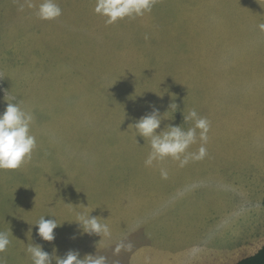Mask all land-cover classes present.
Returning <instances> with one entry per match:
<instances>
[{"label": "rangeland", "instance_id": "1", "mask_svg": "<svg viewBox=\"0 0 264 264\" xmlns=\"http://www.w3.org/2000/svg\"><path fill=\"white\" fill-rule=\"evenodd\" d=\"M30 2L0 0V113L19 102L37 143L30 161L0 170L3 264H32L30 243L108 264H235L260 248L264 0H154L111 25L96 0H56L62 15L49 21ZM153 107L165 113L157 131L187 130L192 109L207 118V155L146 167L148 142L132 126ZM76 211L111 237L81 234ZM41 216L61 224L51 242L37 235ZM122 240L131 249L114 253Z\"/></svg>", "mask_w": 264, "mask_h": 264}, {"label": "clouds", "instance_id": "2", "mask_svg": "<svg viewBox=\"0 0 264 264\" xmlns=\"http://www.w3.org/2000/svg\"><path fill=\"white\" fill-rule=\"evenodd\" d=\"M27 7L33 8L30 0H26ZM154 0H96L94 13L104 18L106 25L116 23L125 18H135L151 12ZM21 4L19 11L24 10ZM35 15L40 20H55L62 15V9L56 0H42L36 8ZM264 28V25H261ZM170 108H177L171 104ZM168 112V111H167ZM166 112V113H167ZM175 112V111H174ZM165 113L161 116L159 109L153 107L149 114L140 117L134 126L136 136L139 135L148 142L150 151L144 161L146 167H152L154 162L159 163L166 158L178 161L180 167H184L189 161L203 159L207 155L204 146L207 143L210 122L207 118L198 114L195 109L183 114L184 123L192 122V126L185 130L181 125H166L160 131L161 122ZM33 115L21 108L19 102H9L6 109L0 113V170H15L32 158L37 143L36 137L31 134ZM200 141V147L196 151H189L190 147ZM161 177L167 178V171L160 169ZM84 208H87L83 206ZM75 211V209H74ZM92 212V211H91ZM91 212L76 211L75 219L81 234L98 235L104 238L111 237V230L107 223L101 222L102 218L91 216ZM37 227V235L44 241L51 242L55 239L54 229L58 224L56 219H45L41 216L34 224ZM9 231H0V252L7 249L11 243ZM132 245L125 244L122 240L116 244L114 253L119 254L121 250H130ZM26 254L31 258L32 264H108L103 255H86L83 259L76 250H69L61 258L50 256L40 245L28 244ZM3 264V260H0Z\"/></svg>", "mask_w": 264, "mask_h": 264}, {"label": "trees", "instance_id": "3", "mask_svg": "<svg viewBox=\"0 0 264 264\" xmlns=\"http://www.w3.org/2000/svg\"><path fill=\"white\" fill-rule=\"evenodd\" d=\"M235 264H264V244L254 253L237 260Z\"/></svg>", "mask_w": 264, "mask_h": 264}, {"label": "crops", "instance_id": "4", "mask_svg": "<svg viewBox=\"0 0 264 264\" xmlns=\"http://www.w3.org/2000/svg\"><path fill=\"white\" fill-rule=\"evenodd\" d=\"M254 253V252H253Z\"/></svg>", "mask_w": 264, "mask_h": 264}]
</instances>
